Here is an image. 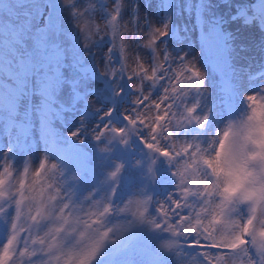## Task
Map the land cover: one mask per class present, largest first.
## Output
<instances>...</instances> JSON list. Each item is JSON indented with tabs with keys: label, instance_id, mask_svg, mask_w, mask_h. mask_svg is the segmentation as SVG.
<instances>
[{
	"label": "snow or ice",
	"instance_id": "snow-or-ice-1",
	"mask_svg": "<svg viewBox=\"0 0 264 264\" xmlns=\"http://www.w3.org/2000/svg\"><path fill=\"white\" fill-rule=\"evenodd\" d=\"M80 3L61 0L57 27L62 28L67 16L65 6L71 5L72 18L82 20L84 25L79 31L85 41L83 48L89 47L93 36L110 38L104 64L96 66L97 74L117 81L126 78L137 92L134 107L123 113L128 127L109 129L106 123L93 133V139L100 141L110 131L126 144L129 130L146 129L147 136L140 137L144 146L170 163L175 161L172 175L177 179V195H169L170 204L156 205L159 222L150 214V195H132L122 205H114L123 167L115 162L102 181L106 185L111 180L110 188L100 191L98 198L93 199L98 191L94 188L79 203L73 201V189L66 185L68 179L78 176L75 171L68 174L73 157L57 152L50 112L55 92L66 82V64H75L70 53L49 40L50 31L55 32L49 27L47 15L41 18L18 13L9 24L14 43L24 50L17 54L19 62H25L26 71L16 79L0 72V135L11 144L30 137L36 127L49 150L41 154L35 166L26 159L18 172L11 160H0V217L8 222L6 239L0 244V264H100L109 257V264H123L118 257L128 245L121 249L109 246L131 232L134 224L131 219L108 224L106 218L114 213H130L137 222H146L149 233L155 234V248L162 254L187 257V252L175 250V246L183 247L176 238L184 237L188 248L200 249L202 264H264V86L243 96L245 110L228 116L209 135L206 145L195 137L180 140L176 132L187 125L206 128L210 108L198 112L201 95L207 92L204 72L183 54L176 58L180 62L172 65V57L160 43L168 34L169 21L143 33L134 30L124 34L121 0H113L111 8L106 6L107 0H88L84 8H79ZM261 6L260 14L264 15V0ZM132 11L130 21L135 25L137 6ZM98 12L104 14L103 28L93 23ZM90 27L94 31L89 32ZM133 41L151 51L150 62L130 50ZM161 81L160 94L153 98L151 87ZM145 82L151 86L148 91L144 90ZM29 91L31 97L39 98L40 106L31 109L36 125L25 118L26 113L31 114ZM122 91L114 86L116 95ZM191 94L195 98L189 103L184 98ZM112 111L109 107L102 115ZM80 132L77 127L68 136L78 137L83 143ZM162 139L168 141L167 146H162ZM10 151L11 147L5 156ZM99 151L109 149L101 145ZM53 154L56 158H51ZM148 172L154 176L151 165ZM190 197L197 198L199 204L189 203ZM85 200L91 203L85 205ZM9 212L10 217L5 215ZM161 233L172 238L164 240Z\"/></svg>",
	"mask_w": 264,
	"mask_h": 264
},
{
	"label": "rangeland",
	"instance_id": "rangeland-1",
	"mask_svg": "<svg viewBox=\"0 0 264 264\" xmlns=\"http://www.w3.org/2000/svg\"><path fill=\"white\" fill-rule=\"evenodd\" d=\"M112 2L113 0H107L106 6L111 8ZM87 3L88 0H81L79 8L86 7ZM60 4L61 0H0V72L16 79L26 71L25 62H19L17 54L24 50L14 43L9 20H15L18 13L24 12L30 13L32 17L40 15L42 18L47 15L49 27L55 32L53 34L50 31L49 40H55L70 53V59L75 64H66L67 79L63 87L55 92L50 112L57 152L73 157L68 174L75 171L78 176L75 180L68 179L66 185V188L73 189V201L79 203L94 188L98 191L93 194V199L98 198L99 192L106 191L113 183L109 180L106 185L102 184L106 180L107 171L115 166V162H120L123 167L118 175L113 204L122 205L132 195H150V214L155 215L159 221L155 212L156 205L159 202L170 204L169 195H177V179L172 175L175 161L170 163L167 158L144 146L140 137L147 136L146 129L129 130L126 144H121L120 138L110 131L100 141L93 139V133L106 123L109 129L128 127L123 113L134 107L133 97L137 96V92L129 87L126 78L117 81L97 74L96 66H103L110 38L107 35L93 36L94 40L92 43L89 41V47L83 48L85 41L80 37L79 31L84 25L82 20L72 18L71 5L65 6L67 16L62 28L57 27ZM121 6L122 33L128 34L134 30L143 33L149 28L160 27L168 20V34L161 38L160 43L172 57L170 63L178 64L180 61L176 58L183 54L192 64L197 63V67L204 72V87L207 92L201 95L198 112L210 108L209 122L204 129L187 125L177 130L176 136L180 140L195 137L206 145L209 135L214 134L228 116L238 115L245 110L243 96L259 91L264 86V15L260 14L261 0H121ZM136 6L137 21L134 25L130 17ZM103 19L104 14L98 12L93 23L103 28ZM92 31L94 29L90 27L89 32ZM130 50L150 62L151 51L142 45L138 46V42L133 41ZM100 70L103 71L102 68ZM163 83L161 81L151 87L145 82L144 90L148 91L151 87V96L155 98L160 94ZM114 86L123 91L116 95ZM194 98L195 94H191L184 99L191 103ZM4 103L7 107V97ZM27 103L31 114L26 113L25 118L36 125V116L31 109L40 106L39 98L31 97L29 91ZM109 107L113 109L112 113L102 115ZM176 107L179 108L180 105ZM7 118L6 116L5 119ZM77 127L81 128L79 136L83 137V143L79 142L78 137L68 136ZM161 144L167 146L168 141L162 139ZM101 145L106 146L109 151H99ZM9 147L11 151L5 156ZM46 150H49V145L40 138L36 127H33L30 137L11 144L0 135V160H11L17 172L26 159L35 166ZM51 158H56V154ZM149 165L153 168L154 176L148 172ZM143 177L146 187H151V192H144ZM199 202L195 197L189 198V203L198 205ZM90 203V200L84 201L85 205ZM10 214L5 215L10 217ZM106 219L108 224L133 220V230L118 240L115 246H109L121 249L125 244L128 245L127 250L118 257L123 264H179L181 261L185 264H202L200 249L188 248L184 237L176 238L183 247L175 246V250L187 252V257L162 254L156 250L153 243L155 234L149 233L146 222H137L130 213H114ZM7 233L8 222L0 217V244L5 241ZM161 236L164 240L172 238L168 233H161ZM109 260L110 257L100 264H109Z\"/></svg>",
	"mask_w": 264,
	"mask_h": 264
},
{
	"label": "clouds",
	"instance_id": "clouds-1",
	"mask_svg": "<svg viewBox=\"0 0 264 264\" xmlns=\"http://www.w3.org/2000/svg\"><path fill=\"white\" fill-rule=\"evenodd\" d=\"M195 65L198 66L197 63H195ZM247 94H249V93H247ZM247 94H246V95H247ZM151 203H152V200H151ZM158 216H159V215H158ZM159 218L161 219L160 216H159ZM160 219H159V221H160ZM159 221H158V222H159Z\"/></svg>",
	"mask_w": 264,
	"mask_h": 264
},
{
	"label": "trees",
	"instance_id": "trees-1",
	"mask_svg": "<svg viewBox=\"0 0 264 264\" xmlns=\"http://www.w3.org/2000/svg\"><path fill=\"white\" fill-rule=\"evenodd\" d=\"M144 190V189H143ZM144 192H145V190H144ZM142 242L144 243V241L142 240Z\"/></svg>",
	"mask_w": 264,
	"mask_h": 264
},
{
	"label": "bare ground",
	"instance_id": "bare-ground-1",
	"mask_svg": "<svg viewBox=\"0 0 264 264\" xmlns=\"http://www.w3.org/2000/svg\"><path fill=\"white\" fill-rule=\"evenodd\" d=\"M253 89V88H252Z\"/></svg>",
	"mask_w": 264,
	"mask_h": 264
}]
</instances>
